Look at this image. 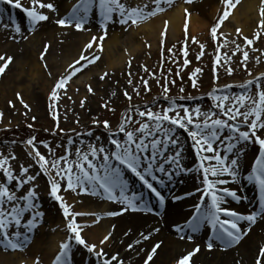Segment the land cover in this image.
I'll use <instances>...</instances> for the list:
<instances>
[{
	"label": "snow or ice",
	"instance_id": "obj_1",
	"mask_svg": "<svg viewBox=\"0 0 264 264\" xmlns=\"http://www.w3.org/2000/svg\"><path fill=\"white\" fill-rule=\"evenodd\" d=\"M3 2L5 0H0V3ZM152 2L156 5L155 9L146 12L147 5L132 6L126 0H76L68 17L57 18L55 23L62 27L71 26L81 30L89 13L95 9L99 16L101 29L106 27L108 21L113 20L114 14L116 22L126 24L130 21L132 24H136L146 17L162 11L161 0H152ZM163 2L168 3L169 0H163ZM6 3L17 9H22L33 26L49 19L43 9L52 12L57 10L51 0H30L28 6L22 4L21 0H6ZM234 3L235 0H224L223 15L211 28L213 39L216 38L220 23L229 15ZM261 15L264 16V9L261 10ZM259 23L264 26V19ZM2 26L0 25V27ZM14 27L16 33H20V26L14 25ZM237 32L240 30L237 29ZM258 38L259 34L253 38L244 37V41L250 46L253 39ZM192 39L195 41V37ZM87 47H92V43L90 42ZM95 47L99 49L101 45L97 43ZM200 47L203 49L204 45L201 44ZM184 55L187 56L186 50ZM243 58H247L246 51L243 52ZM95 59H97L96 54L89 57L82 53L79 59L69 66L70 71L55 84L51 93L52 100L55 102L58 99L57 90L63 88L71 76L80 71L78 65H81V61L91 63ZM0 61H4L3 64H0V74H2L8 62L11 61V57L5 59L0 55ZM184 63L187 64L189 61L185 60ZM197 71L200 70L197 69ZM261 75L264 76V73ZM103 78L102 76L101 79ZM144 83L147 86V81ZM253 83V80H249L241 87H248ZM255 86L257 90L254 95L242 93L236 96L221 97L209 93L219 114L214 113L211 108L201 112L198 106L195 109L185 107L181 110L177 108L174 100L165 96L166 99H169V105L162 110L153 111L151 108L135 110L138 117H147V120L134 121L133 117L126 113L121 124L115 130L109 126L108 121H103V126L108 129V141L112 147H108L107 144L93 145L90 143L84 150L76 148L74 156L66 150L60 157L50 159L39 151L34 136L27 139L26 144L31 148L28 155L32 158L38 171L48 177L50 185L48 195L60 202L59 206L63 210L64 217H70L66 228L73 235H69L59 243L58 251L54 254L51 264H69L68 254L71 240H75L77 245H82L90 253H95L97 258H102V264H113V261H116V264H124L118 254L109 257L102 247L96 243H88L81 234L83 231L81 225L75 219L85 213L70 211L72 206L67 204L59 193L62 187L61 182H65L68 189L79 188L81 191H91L93 195L102 192L108 200L126 204L128 207L124 211L128 209L143 210L147 205L142 194L133 192L130 196L127 195L129 181L126 173H130L138 179L157 201L163 202L165 197L155 185L163 186L165 180L170 181L180 173L196 172L199 177H202L203 187L202 189L197 188L195 191L201 194L197 197L198 202L194 205L195 210L187 220L183 224L174 225L176 231L183 233L187 229L196 233L202 226H205L211 231L212 240L206 244L209 250L214 247V242H219L224 248L239 243L248 231L247 228H242L241 222H247L250 227L257 217L264 216V90L261 89L258 81L255 82ZM89 91H92L91 87H89ZM167 91L165 85V94ZM124 95L128 96V93L125 92ZM17 96L20 97V94L17 93ZM225 100L228 101L227 104ZM21 103H24L22 98ZM24 106L28 107L27 104ZM50 107L55 111L54 103ZM241 108L244 110L242 111ZM170 112L171 115H169ZM2 115L0 113V116ZM194 117L196 118L194 119ZM94 123L97 122L94 121ZM133 123L136 124L135 127L130 126ZM178 128L183 129L192 141L191 147L195 149L196 157L199 160L198 165L193 168L183 165L184 144L177 132ZM61 131L63 130L61 129ZM121 133L122 137L119 136ZM249 141L258 146L257 154L250 164L247 174L243 176V180L256 186L259 200L258 204L245 214L223 206L226 204L227 198L239 201L241 197L236 189L219 187V185L228 183L227 180L221 178L222 176H227L233 182L241 179L239 156L243 154L244 145ZM214 145L217 146L214 147ZM51 153L52 150L49 149V156ZM208 153L211 155H207ZM14 159V154H0V173H2L0 176V246L5 249L21 248L29 238L27 234L31 233L39 223L42 215L39 210L37 185L32 183L36 179V175L29 171L33 164L20 165L14 174L10 163ZM210 161H215V163H206ZM5 179L11 183H5ZM22 188V194L17 195L15 190ZM171 199L176 200L178 196L173 195ZM137 201L143 207H138ZM108 215H117V213L109 212ZM141 236L144 240L151 238L150 235L144 233H141ZM109 239L110 235L106 236L100 242L101 245L106 244ZM187 239L192 240L193 237L188 236ZM141 242L138 239L136 244ZM160 246V242L154 244L145 264L153 260ZM132 247L134 245H129V248ZM199 251L200 248L197 245L193 251L181 258L178 264H192L193 256ZM35 264H39V257L36 258ZM256 264H264V247L259 250Z\"/></svg>",
	"mask_w": 264,
	"mask_h": 264
},
{
	"label": "rangeland",
	"instance_id": "obj_2",
	"mask_svg": "<svg viewBox=\"0 0 264 264\" xmlns=\"http://www.w3.org/2000/svg\"><path fill=\"white\" fill-rule=\"evenodd\" d=\"M162 1L163 0H161V3ZM178 1L180 0H169L168 6L161 7L162 11H164L166 7L176 4ZM126 2L132 6L137 3L141 6L147 5L148 7L145 9L146 12L156 7L152 0H139L136 2H134V0H126ZM184 3L189 4L187 1ZM1 4H3L2 6L7 5L6 3ZM2 6H0V13H2ZM224 10L225 8L219 7L217 12L211 17V20L208 21L207 25L199 32L191 33L183 28L180 33L174 38H171L168 29L165 27L156 34L155 47L149 46V41L140 43L141 48L135 53L138 63H135L133 68L131 67L132 63H127L123 66L124 68L127 66V68H125L127 74L122 75L121 83L118 82V88H120L119 94L115 95L110 92L104 93L101 90V86L105 81H100L97 87L98 91L95 90V92H93L94 105L92 110L90 105L91 99L90 104H87L88 95L84 92L74 93L72 90V93H74L76 97L70 95V89H72L70 81L77 78V74L81 71L72 75L66 82L67 88L70 89L65 88L63 90H57L58 99L54 102L51 98V93L55 85L47 86V88L46 86L40 87L39 80L37 79L38 74L30 70L32 68L28 66V61L22 62V66H16L15 71L9 72V74L18 73L23 70L24 74L28 77L26 81L27 84L34 85L18 86L20 89L18 88L19 91L15 89L16 93L19 92L24 94L25 91H23L22 88L34 87L35 91H37V97L35 96L36 98H34V95H30L29 97L28 95H24L22 98L24 103H21V97H18L13 106L15 109L12 112H6L0 105V113L3 114L0 116V154H14L15 159L10 161L14 174H16V170L20 165L26 166L33 164L32 158L28 155L31 148L26 144V140L30 137H35V142L37 143L39 151L50 159L60 157L66 150L74 156L76 148L84 150L90 143L99 145V143L108 140V129L103 126V121H108L109 126L115 130L121 124L126 113L131 115L134 121L147 120V117H138L135 110L137 108L141 110L151 108L153 111L162 110L169 105V99H166L165 96L174 100L178 109L182 110L185 107L195 109L198 106L201 112L211 108L214 113L219 114V110L214 107L215 102L212 100L209 93L221 97L236 96L242 93L254 95L257 90L255 86L256 81L259 82L261 89L264 90V76L261 75L264 73V26H261L259 23L261 19L260 17H254L253 22L246 29H243L232 21V12L230 11L229 15L220 23L216 38L213 39L211 28L219 21ZM162 11H158L155 15L146 17V20L162 14ZM92 12V20L94 22L90 23V25H95V30H100L98 13L95 9ZM108 22L113 23V25L109 31L103 32V35L101 33L102 37H106L105 34L107 32L118 31L123 33L118 39L122 40L125 38L126 34L125 31L121 32V29H126L131 25L135 32H137L136 34L139 42L145 38L144 35L138 31L141 24L140 21L136 24H132L130 21L126 24H121L116 22V15L114 14L113 20ZM58 27L62 26L58 25ZM3 29L9 31L10 23L5 22ZM237 29H239L240 32H237ZM59 32L60 31L56 33L61 37L62 34ZM257 34H259V38L253 39L252 45L249 46L245 43L244 37L253 38L257 36ZM91 36L92 39L95 38L92 42V47H87L89 45V43H87L84 51L79 52V54L76 53L74 61L78 60L82 53L85 56L96 54L100 57V55H102V47L97 49L95 45L99 42L94 43L97 39L94 34H91ZM193 37H195V41H193ZM99 44L102 46L101 42ZM201 44L204 45L203 49L200 47ZM170 49L171 51H169ZM185 50L187 51V56L184 55ZM245 51L247 52L246 59L243 58V52ZM62 55H60V57H62ZM71 55L73 54H69L68 56L72 57ZM217 57H219V59H217ZM98 58L84 66L83 69L85 70L80 76L87 75V71L91 72V76L86 77L84 82L82 80L83 83L90 79L91 81L96 80V78L105 74V71H101L103 69L102 65L100 67L96 66ZM185 60H188L189 63L185 64ZM118 68L119 67L109 69L111 71H109L108 74L117 73L116 69ZM197 69L200 71H197ZM67 71H70L69 67H67ZM8 80H11V78ZM130 80L131 83H129ZM249 80L254 81L253 85L241 87V85H245ZM144 81H147V86H145ZM165 85L168 89L166 94L164 92ZM1 86H4L2 82ZM11 87L13 86L11 85ZM125 92L128 93V96L124 95ZM40 93L42 97H38ZM53 103L55 111L50 107ZM225 103L227 104L228 101L225 100ZM25 104H27L28 107H25ZM4 107L6 108V106ZM8 107L11 108L12 104L8 105ZM241 110L243 111L244 109L241 108ZM171 114L170 112L169 115ZM195 118L196 117H194V119ZM200 118L202 119V117ZM94 121L97 123H94ZM29 125H31V127H29ZM130 126L135 127L136 124L133 123L130 124ZM61 129L63 131H61ZM177 132L184 144V151L182 153L183 165L186 163L185 161L190 158L189 151H192V156H194V159H197L196 165H198L199 160L196 157L195 149L191 147V139L188 138L187 133L184 132L183 129L178 128ZM119 136L122 137L123 134L121 133ZM45 145H47V147H45ZM216 146L217 145H214V147ZM257 147V145L250 141L244 145V152L239 156L241 160V171H248L247 165H250L252 162L249 164L246 163V161L252 154L254 160L257 154ZM49 149L52 150L51 156H49ZM207 155L211 154L208 153ZM228 155L230 156L231 154ZM210 163H215V161H210ZM29 171L36 175V179L32 183L37 185L39 210L42 215L39 219V223L31 233L27 234L29 238L22 246L24 250L30 242L32 235L38 231L37 229L39 226L42 225L39 233L43 234L45 229L49 228L47 216L50 217L51 226L57 221L67 225V221L70 219V217H64L63 210L59 206L60 202L54 199L50 200L51 196L48 195V187L44 189L46 186L43 179L46 180L48 177L42 172H39L37 166L34 164ZM0 176H2V173H0ZM222 177L230 181V178L227 176ZM197 178L199 180L197 184L202 188L201 177ZM5 183L11 182H7L5 179ZM61 183L65 193L64 197H67V199L73 202L75 209H77V211L85 207L87 209V212H83L85 215L77 216L75 219L83 229L81 234L88 243L91 244V237L87 235V233L89 229L97 225V219L99 218H97L96 214H92L91 203L81 204L80 195L85 191H81L79 188L76 190L68 189L65 182ZM156 187L161 190L159 186ZM219 187L225 186L219 185ZM15 191L17 195H21L23 188L16 189ZM164 191L165 192L161 190L162 194H168L167 190ZM87 192L91 193V191ZM258 194L254 192L253 184L251 183V189H246V191L244 190V192L238 194L241 197L239 201L231 200L229 204L223 206L234 208L240 210L241 213L247 214L258 204ZM89 196L91 197V194ZM101 202L103 203L102 200ZM192 203H194V201ZM107 204L108 201L107 203L106 201L103 203V205ZM118 205L119 208L126 207L125 204L120 203ZM194 210L195 209H193V211ZM48 212H51V214L48 215ZM187 214H191V210L190 213L188 212L185 215L187 216ZM103 216L104 217L100 218V221L109 219L108 216ZM185 218V216H181L178 219L183 220ZM261 218L262 216L257 217L255 222L261 220ZM182 222H184V220ZM85 232L87 233L85 234ZM259 232L260 235L264 237V227L259 228ZM111 233L112 231L109 229L107 236L111 235ZM197 233L209 239L200 244V249H206V244L211 241L212 238L210 229L202 226ZM69 235L73 234L68 232L67 235L65 234L63 240ZM182 237L181 238L187 243L191 241L186 240L188 237L186 234ZM42 238L44 241V235ZM71 242L77 245L75 240H71ZM77 246L81 249L83 256L87 258H85L86 264H91V261L93 262L92 264H101V258H97L95 253H90L82 245ZM0 251H10V248L5 249L0 246ZM69 255H72L71 249H69L68 256ZM142 259L143 258H140L137 264H140ZM12 262L16 264L15 260H12ZM175 264H178V262Z\"/></svg>",
	"mask_w": 264,
	"mask_h": 264
},
{
	"label": "bare ground",
	"instance_id": "obj_3",
	"mask_svg": "<svg viewBox=\"0 0 264 264\" xmlns=\"http://www.w3.org/2000/svg\"><path fill=\"white\" fill-rule=\"evenodd\" d=\"M72 1L76 2V0ZM136 1L139 0H134V2ZM186 1L189 2V4L184 3ZM3 3L5 4V2ZM21 3L28 6L30 0H21ZM2 5L3 4L0 3V6ZM55 5L57 9L56 12L43 9V11L48 14L49 19L35 26L31 25L29 19L27 22L23 19L24 12L22 9H17L10 5L8 6V4L1 7L3 9L2 13H0V25L4 26L5 22H10L14 19L11 24H13V26H20L21 28L20 33H16L15 27L11 26L9 31L4 30L3 26L0 27V55L4 56L5 59L11 57V61L8 62L5 71L0 74V81L4 84V86H1L0 82V105L6 112H12L15 109L13 106L18 99L15 89H18V86H34L27 84L26 81L28 77L24 74L23 70V72L9 74V72L15 71L16 66H22V62L24 61H28V66L32 68L30 70L38 74L37 79L39 80L40 87L46 86L47 88V86L55 85L61 77L67 74V67L73 64L72 62L75 60L74 57H76V53L79 54V52L84 51L85 45L94 41V39L91 38V34H94L97 39L94 43L101 42L102 44V55H100V57L99 55L97 56V58H99L96 62V66L100 67L102 65L103 69L101 71H105L107 75H101L96 78V80L91 81L90 79L83 83L86 77L91 76V72L87 71V75L80 76L85 70L83 69L84 66L87 64L81 61L82 66L78 65L81 72L78 74L76 72L77 78L70 81L72 89L67 88L66 84L61 88L62 90L65 88L70 89V95L73 97H76L74 93L84 92L88 95L87 104H90L91 99L90 105L92 110L94 105L93 92H95V90L98 91L97 87L100 81H105L101 86V90L104 93L110 92L115 95L119 94L120 88H118V82L121 83L122 75L127 74V71H125L127 66L125 68L123 66L127 63H132L131 67L133 68V65L138 63L135 53L141 48L140 43L149 41V46L155 47L156 34L165 27L168 29L171 38H174L183 28L191 33L199 32L207 25L208 21L211 20V17L217 12L219 7L225 8L224 0H180L176 4L166 7V9L161 12L162 14L149 18L148 20L144 19L140 21L141 24L138 31L147 39L144 38L139 42L136 34L137 32H135L131 25L126 29H121V32L125 31L126 34L125 38L122 40L118 39L123 33L118 31L107 32L105 34L106 37H102L101 33L107 30L109 31L113 23L108 22L104 29L99 28L100 30H95L96 26L90 25V23L94 22L92 17L88 18V21L81 30H77L71 26L58 27L55 20L57 18H62L59 11L68 13L71 2L69 0H56ZM136 5H138V3ZM168 5L169 2L164 3L162 1L160 8ZM262 9H264L262 0H235L234 6L231 8V19L235 24L246 29L253 22L254 17H260L261 20L264 19L261 15ZM58 31L61 32V37L56 33ZM69 54H73L71 55L72 57L68 56ZM60 55H62L63 58L60 57ZM3 63L4 61H0V64ZM116 67H119L116 69L117 73L108 74V72L111 71L109 69H114ZM7 76L8 79L11 78V80H8ZM102 76L104 77L103 79H101ZM11 85L13 87H11ZM88 86H91V94L90 91H88ZM22 89L25 91L24 94L18 92L21 98H23L24 95H28V97L34 95V98L37 97V91H35L34 87ZM72 90L74 93H72ZM38 97H42V94H38ZM11 104L12 107H8V105ZM4 106H6V108ZM99 144H107L108 147H112L108 140ZM189 153L190 158L185 161L186 163L184 166L193 168L196 166L197 159H194V156H192V151H189ZM251 162H253V154L250 155L246 161V163L249 164ZM249 166L250 165H247L248 170ZM246 171H241V179L239 181L233 182L230 180L222 186L236 189L238 194L244 192V190L246 191V189H251V183L243 180V176L247 174ZM126 176L129 181L127 195L130 196L132 194H130L131 191L142 194L144 202L147 205L143 210L133 211L128 209L124 211V209L128 207L126 204L125 208H119V201L108 200L102 192L95 195L90 192H82L80 195L81 204L91 203L92 214H96L97 218H99L97 219V225L89 229V232L87 231L88 233L85 232V234L87 233V235L91 237V243H96L98 246L102 247L109 257L118 254L119 258L124 261V264H137L139 259L143 258L140 264H145V260L150 254L154 244L160 242L161 246L157 249L156 256L152 261H149L148 264H175L189 252L193 251L197 245L201 248L200 244L209 240L201 236L200 233H192L187 229H185L183 233L177 232L174 227V225L183 224L186 221L191 214H187V216L185 214L188 212L190 213V210L192 213L194 205L198 202L197 197L201 193L196 192L195 189L201 187L197 184L199 182L197 177L199 176L196 172L177 174L174 179L170 181L165 180L163 186L159 185L163 192L167 190L169 194H162L165 197L163 202L157 201L152 197L150 191L145 189L143 185L139 183L138 179L130 173H126ZM43 181L46 186L44 189L48 187L49 192L50 185L48 184V179H43ZM253 187L255 188L254 184ZM59 194L63 196L67 204L72 206L70 211L78 213L87 212L86 207L77 211L73 202L67 199V197H64L65 193L62 187ZM90 194L91 197L89 196ZM173 195L178 196V199L172 200L171 197ZM50 200H53V198L51 197ZM101 200L103 203L105 201L107 203L108 201V204L103 205ZM231 200L230 197L227 198L226 204H229ZM193 201L194 203H192ZM136 203L138 207H143L139 205L138 201ZM237 211L241 212L240 210ZM109 212H116L117 215H108ZM49 214H51V212H48V215ZM103 215L108 216L109 219L100 221V218L104 217ZM181 216L186 217L183 219L184 222L178 219ZM49 218L50 217L47 216L49 228L45 229L43 234L39 233L42 225L39 226L37 229L38 231L32 235L25 250L21 247L18 249H10V251H0V264H14L12 260H15L16 264H35L37 257H39V264H51L54 254L58 251V245L63 241L65 234H68V230L66 224L60 221H57L51 226V220ZM241 225L242 228H247L248 231L239 243L224 248L219 242H214L215 246L212 249H200V251L193 256L192 263L256 264L259 250L261 247H264V237L261 236L259 232V228L264 227V216L250 227L247 222H241ZM109 229L112 231L110 239L106 244L101 245L100 242L107 236ZM141 233L150 235L151 238L144 240ZM184 234L192 236L193 239L189 243L185 242L181 238ZM43 235L44 241L42 238ZM138 239L142 242L136 244ZM72 243L73 242L70 241L72 255L68 256L69 264H86V257L83 256L81 249L75 243ZM129 245H134V247L129 248ZM92 263L91 261V264ZM113 264H116V261H113Z\"/></svg>",
	"mask_w": 264,
	"mask_h": 264
}]
</instances>
